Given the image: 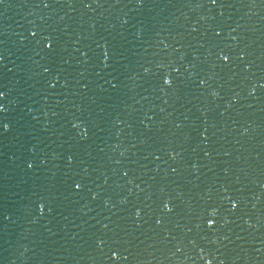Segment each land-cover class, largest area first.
Wrapping results in <instances>:
<instances>
[{
    "label": "water",
    "instance_id": "water-1",
    "mask_svg": "<svg viewBox=\"0 0 264 264\" xmlns=\"http://www.w3.org/2000/svg\"><path fill=\"white\" fill-rule=\"evenodd\" d=\"M0 93V264H264V0H3Z\"/></svg>",
    "mask_w": 264,
    "mask_h": 264
},
{
    "label": "snow or ice",
    "instance_id": "snow-or-ice-1",
    "mask_svg": "<svg viewBox=\"0 0 264 264\" xmlns=\"http://www.w3.org/2000/svg\"><path fill=\"white\" fill-rule=\"evenodd\" d=\"M0 3H3V0H0ZM212 3L215 4L216 3V0H212ZM137 5L138 6H142V0H137ZM45 6H47V5H45ZM33 35H35V33H33ZM44 39H45V41H49V38L48 37H45ZM45 47L47 49L51 50V48H52L51 42L49 41L48 43H46L45 44ZM105 56H107V54H105ZM223 58H224L225 61L227 60V57H223ZM164 84L168 85L169 87L171 86V82L167 78L164 79ZM2 96H3V93H0V97H2ZM0 111H3V107L2 106H0ZM0 128H2L3 131H7L8 130V125L7 124H2V125H0ZM29 167H31V165H29ZM75 187H76V189H79L80 185L79 184H76ZM164 207L166 209H168V211H171V209L168 208V205L167 204H165ZM235 207H236V205L233 204V208H235ZM42 211H43V208L41 207V212ZM136 215L139 216V212H137ZM209 215L212 216L213 214L212 213H209ZM212 225H213V221L212 220H209L208 221V226L211 227ZM116 258H117L116 257V254L113 253V259H116Z\"/></svg>",
    "mask_w": 264,
    "mask_h": 264
}]
</instances>
